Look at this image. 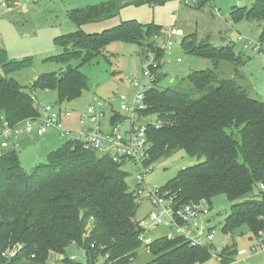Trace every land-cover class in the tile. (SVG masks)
I'll return each instance as SVG.
<instances>
[{
    "label": "trees",
    "instance_id": "trees-1",
    "mask_svg": "<svg viewBox=\"0 0 264 264\" xmlns=\"http://www.w3.org/2000/svg\"><path fill=\"white\" fill-rule=\"evenodd\" d=\"M179 0L110 1L76 8L68 18L79 28L111 20L128 6H162ZM212 0H204L197 7ZM233 22H258L264 45V0L249 7H233ZM163 27L124 21L101 33L79 29L55 39L63 51L47 62L67 65L60 73L40 75L34 91H55L57 104L74 102L89 89V78L77 67L91 63L112 43L146 44L161 62L165 52L146 42L163 36ZM233 42V41H232ZM215 47L199 41L195 34L183 39L187 52L212 61L214 70L196 71L187 82L190 90L162 88L158 77L146 93L147 115L157 123L149 126L151 163L183 151L200 163L183 168L164 189L184 204L201 200L212 206L224 195L231 203L224 233L247 228L251 240L264 236V102L250 97L244 85L234 78H222L216 71L222 62L237 68L244 56L237 44ZM0 64L5 76L31 67L32 60L10 59L0 49ZM162 66V65H161ZM152 69L153 66L151 65ZM159 68V66H158ZM161 69V67H160ZM34 97L14 78L0 74V114L11 128L39 116ZM122 164L99 154L82 141L67 139L31 171L23 169L19 152L10 148L0 157V264L1 254L17 245L22 251L14 264H47L51 253L65 255L76 245L84 251L86 264H131L143 244V229L136 221L139 203L127 184ZM153 264H200L212 258L210 247H191L182 240L160 238L148 245ZM221 257L235 254L223 249ZM64 264H80L70 259Z\"/></svg>",
    "mask_w": 264,
    "mask_h": 264
},
{
    "label": "rangeland",
    "instance_id": "rangeland-1",
    "mask_svg": "<svg viewBox=\"0 0 264 264\" xmlns=\"http://www.w3.org/2000/svg\"><path fill=\"white\" fill-rule=\"evenodd\" d=\"M1 1L5 3L6 0ZM110 1L115 0H35V2L30 0L28 3L27 0H18L19 3L26 4L31 11L27 23L20 22L17 17L11 16L10 11L0 8V49L6 50L10 59L32 60L31 67L8 76H5L0 64V74L3 77L14 78L26 92L34 97L38 106L54 105L57 102L55 91H34L32 85L42 74L60 73L66 70L67 65L65 64L46 61L49 57L62 53L63 49L55 44V39L59 36L79 29L89 34L101 33L124 21L136 20L144 25L154 23L163 27L162 37L146 42H151L155 47L162 49L168 40H172V50L165 52L161 62L155 60V54L146 44L136 45L123 42L112 43L89 64L81 66L79 60H73L70 65L79 68L89 78V89L81 98L61 105L73 113L71 117L63 120L64 126L73 132L80 130L79 118L85 115L95 100L112 103L116 111H119L120 96H126L132 100L135 90L127 78L132 75L141 76L143 71L151 69V65L153 66L151 70L153 73L158 72V77L165 75L160 83L162 88L171 87L188 92L190 85L186 80L190 74L215 69L212 61L198 58L186 51L183 39L189 35L195 34L199 41H209L215 47L231 45L232 41L237 40L238 34L257 42L260 41L261 27L258 22L246 20L233 22L230 18L233 7H249L254 0H213V3H206L201 8L197 5H183L180 1H172L156 7L128 6L111 20L87 24L81 28L68 18L70 10L96 6ZM6 2L8 3L9 0ZM238 49L237 44L236 50ZM244 60V64L238 68L232 63L222 62L216 71L222 78H234L239 84L244 85L250 97L264 102L263 61L259 55L254 53H249ZM1 120H4L2 114H0V128ZM150 122L156 124L157 118L152 116ZM66 140L57 131L44 136H39L36 132L21 135L19 137L20 148L17 151L23 169L29 172L38 164L45 163L47 155ZM201 161L203 158L199 160L189 157L183 151L175 152L170 158L162 159L153 165V174L148 181L152 186L164 187L183 168L194 166ZM123 170L128 174L129 191L134 193L138 169L126 165ZM138 203L136 221H144L150 227L148 216L152 211V206L148 202L138 201ZM230 211L231 203L226 196L221 195L213 199L211 220L217 236L211 250L212 258L200 264H231L232 261L239 264H263L262 257L259 255L260 243L251 240V233L247 228H242L233 234L223 232L225 220ZM166 234L165 228L157 227L147 231L145 238L153 242ZM231 247L234 248L235 254L227 258L221 257V251ZM216 251H220L219 257L216 256ZM67 258L80 264H86L84 251L76 245L69 246L65 255L51 253L47 264H64L63 260ZM104 261L105 259L100 260L97 264H107ZM153 261V254L147 244L143 243L131 264H153Z\"/></svg>",
    "mask_w": 264,
    "mask_h": 264
},
{
    "label": "built area",
    "instance_id": "built-area-1",
    "mask_svg": "<svg viewBox=\"0 0 264 264\" xmlns=\"http://www.w3.org/2000/svg\"><path fill=\"white\" fill-rule=\"evenodd\" d=\"M35 2V0H32ZM181 4L190 6L198 5L204 0H179ZM255 1V0H254ZM213 3V0L211 1ZM0 8L7 9L6 3L0 0ZM218 14V13H217ZM173 17V16H171ZM1 39V34H0ZM239 45L241 52H252L259 55L264 64V45L259 41L238 34L237 40L232 42ZM173 42L163 45L162 50H172ZM180 60H178L179 62ZM158 72L143 71L141 76H130L135 95L132 100L126 96H120L119 111L113 104L106 101H96L87 109L84 116H80V130L73 132L64 126L63 120L73 115L61 105L38 106L39 116L25 121L16 128H11L5 119L1 120L0 128V157L4 150L10 148L19 149V137L23 134L36 132L44 136L57 131L62 138L82 141L87 147H92L99 154L110 157L114 162L122 166L130 165L137 168L136 189L134 195L138 201L148 202L152 211L148 216V223L141 221L140 227L143 233L140 235L142 243L147 246L152 243L145 238V233L152 228L162 227L167 230L163 237L168 241L182 240L191 247H210L217 233L212 225L211 206L207 201L184 204L178 197L164 189V187L152 186L148 178L153 174L151 161V142L149 139V126L151 115L145 111L146 93L154 86L158 79ZM171 82H174L171 80ZM150 228V229H149ZM264 236L258 240L260 243L259 255L264 264ZM22 245H17L1 254V264H14L13 260L22 251ZM220 251H216L219 257ZM213 254V253H211ZM231 264H239L232 261Z\"/></svg>",
    "mask_w": 264,
    "mask_h": 264
},
{
    "label": "crops",
    "instance_id": "crops-1",
    "mask_svg": "<svg viewBox=\"0 0 264 264\" xmlns=\"http://www.w3.org/2000/svg\"><path fill=\"white\" fill-rule=\"evenodd\" d=\"M6 1H5V3L8 6H7V9H5V10L10 11L11 16L17 17L18 20L20 22H23V23L24 22L27 23L29 21L28 19L30 17L31 11L26 4H21L18 2V0H9L8 3ZM28 1L30 2V0H27V3H28ZM238 51H240V50L238 49ZM240 53L243 54L244 59L247 58V55L249 53L253 54L251 52H241V51H240Z\"/></svg>",
    "mask_w": 264,
    "mask_h": 264
}]
</instances>
